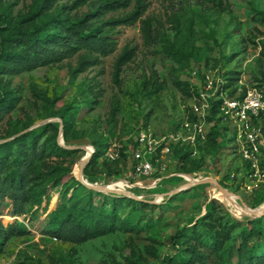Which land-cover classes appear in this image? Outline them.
Returning <instances> with one entry per match:
<instances>
[{"label": "rangeland", "instance_id": "1", "mask_svg": "<svg viewBox=\"0 0 264 264\" xmlns=\"http://www.w3.org/2000/svg\"><path fill=\"white\" fill-rule=\"evenodd\" d=\"M34 1L1 0L0 9L5 7L6 16H21L29 13ZM137 2L129 0L125 7L101 16L126 17ZM140 2L143 7L134 23L108 25L111 50L91 52L96 60L85 70L71 73L79 55L86 53L80 49L57 63L0 72V91L10 90L17 98L15 108L2 115L0 140L27 129L40 131L49 122L58 132L61 129L63 138L65 122L63 143L78 147L68 149L75 151L72 155L52 157L21 213H14L9 199L0 204V264H237L244 238L249 245L257 240V235L246 234L250 221L259 218L257 226L264 233V212L252 214L246 209L264 203V178L252 171L238 151L235 132L215 118V110L203 126L204 138L194 146L180 142L170 146L161 159L163 170L135 175L131 155L141 131L155 137L189 133L185 123L193 121L189 120L192 106L205 75L219 86L227 85L224 91L229 96L250 86L264 94V16L260 14L264 0ZM60 3L31 23L57 14ZM90 9L85 4L70 13L80 15ZM123 49H131V56L115 78L113 65ZM48 134L45 131L41 139ZM113 144L119 150L117 159L105 165L100 157L89 175L83 172L89 184L106 185L111 191L82 184L77 171L87 156L85 148L94 153ZM187 151L191 154L180 159ZM260 169L264 172L263 164ZM195 179L203 181L169 195ZM216 183L244 208L243 213L227 208L225 193ZM68 185L72 188L65 193ZM86 189L98 192L93 194L95 200L125 196L119 193L125 190L154 200L155 206L122 204L116 229L103 235L84 240L54 235L49 213L67 204L71 195L85 198ZM215 231L223 234L221 249L216 256H206L201 241L209 242L210 232ZM192 247L201 253L200 259L191 255Z\"/></svg>", "mask_w": 264, "mask_h": 264}, {"label": "trees", "instance_id": "2", "mask_svg": "<svg viewBox=\"0 0 264 264\" xmlns=\"http://www.w3.org/2000/svg\"><path fill=\"white\" fill-rule=\"evenodd\" d=\"M59 1L61 3L57 14L41 19L38 24L31 23L40 17L37 15L48 11ZM128 2L129 0H35L29 13L21 16H6L5 7L1 8L0 22L5 26L0 25V72L8 73L15 68H33L57 63L80 49H86V53L79 55L78 63L71 73L74 75L85 70L96 60L91 56V52L99 51L105 54L111 50L112 44L107 34L108 25L132 24L141 14L143 4L138 0L133 11L126 17L105 19L101 16L105 12L125 7ZM85 4L91 5L92 9L80 15L76 12L70 13ZM260 14L264 16V13ZM96 20L100 23L96 24L94 22ZM130 56L131 49H123L116 57L113 65L115 78ZM234 91L232 89L230 94ZM16 102L17 98L13 97L10 90L0 91V120L5 112L15 108ZM194 119L193 114L189 120ZM63 123V139L66 141L67 124ZM48 130L49 134L41 139V135ZM57 133L58 129L49 122L40 131L33 129L21 131L18 135L0 142V204L5 198L9 199L15 214L21 213L22 204L29 201L36 192L48 172L47 165L52 157L55 155L64 158L75 153L74 150L58 145ZM105 151L106 148L103 151L97 150L91 155L83 170L84 174L89 175V169L97 164L100 157L106 161L103 162L105 165L111 162L104 159ZM189 154L191 152H183L179 158L185 160ZM71 180L74 184H78L74 179L71 178ZM70 188L72 185L66 186L65 193ZM85 191V198H76L71 195L66 199L67 204L49 213L48 222L54 235L83 240L103 235L116 229L117 211L122 204H140L151 208L155 206L147 201L119 195L105 196L103 200H95L93 194L97 195L98 192L91 189ZM258 223H260L259 218L250 221L251 227L246 234L257 235V240L249 245L246 237L244 238V244L238 248L240 256L237 264H264V233L257 226ZM262 223L264 226V222ZM222 235L221 232H210V241L207 242L205 239L201 241L202 246L207 248L206 256L218 255ZM191 251L193 257L198 259L202 257L200 252L194 250V247ZM186 260L187 258L184 259ZM56 264L63 263L56 261Z\"/></svg>", "mask_w": 264, "mask_h": 264}, {"label": "built area", "instance_id": "3", "mask_svg": "<svg viewBox=\"0 0 264 264\" xmlns=\"http://www.w3.org/2000/svg\"><path fill=\"white\" fill-rule=\"evenodd\" d=\"M216 83L210 75H205L204 86L197 92V103L192 106L195 119L185 123L190 130L188 134L170 133L155 137L141 131L136 135L131 154L135 175L150 176L156 169L163 170L161 159L169 154L173 144L180 142L194 146L198 138H204L203 126L211 110H215V118L235 132L238 151L250 163L252 171L264 178L260 169L261 164L264 165L263 92L256 86H250L243 94L229 96L223 84L219 86ZM118 156L117 145L113 144L103 157L113 161Z\"/></svg>", "mask_w": 264, "mask_h": 264}, {"label": "water", "instance_id": "4", "mask_svg": "<svg viewBox=\"0 0 264 264\" xmlns=\"http://www.w3.org/2000/svg\"><path fill=\"white\" fill-rule=\"evenodd\" d=\"M41 123H42V122H39L38 125L41 124ZM27 130H28V129H27ZM23 131H26V130H23ZM20 133H21V132H20ZM18 134H19V133H18ZM18 134H15L14 136H16V135H18ZM14 136L9 137L8 139H10V138H12V137H14ZM8 139H5V140H8ZM5 140H0V142L5 141ZM57 143H58V145H60L61 147L65 148V149H75V148H78L77 146H73V145H65V144L63 143V138H62L61 129H60L59 132H58ZM85 149H86V152H87L88 155L86 156V158H84L83 163L81 164V166H80L79 169H78V173H77L78 180H79L82 184H84L85 186H87V187H89V188H93V189H96V190H103L102 186H99V185H91V184H89L88 182H86V180L84 179V176H83V169H84L85 165L89 162V160H90V158H91V155H92V153H93V151H92L91 149H89V148H85ZM201 181H203V180H201ZM201 181L193 180L192 182H190V183H189L187 186H185L184 188L175 189V190L169 192V195L172 196L174 193H177V192H179V191H181V190L187 189L188 187L194 185V184L197 183V182H201ZM216 186L219 188V190H220L222 193L227 194L226 191H225L222 187H220V185H218L217 183H216ZM109 191H111V190H109ZM119 193H121L122 195H125V196L133 197V198H135V199H140V200L147 201V202H150V203H153V202H154V200H144V199H141V198L134 197L129 191H125V190L123 191V190H122V191H119ZM246 209H247L250 213H252V214H261V213L264 212V206H258V207H254V208L247 207Z\"/></svg>", "mask_w": 264, "mask_h": 264}, {"label": "bare ground", "instance_id": "5", "mask_svg": "<svg viewBox=\"0 0 264 264\" xmlns=\"http://www.w3.org/2000/svg\"><path fill=\"white\" fill-rule=\"evenodd\" d=\"M87 153V152H86ZM88 155V154H87ZM83 163V162H82ZM81 163V164H82ZM80 164V166H81ZM78 173V171H77ZM207 177V176H206ZM199 178H205L204 176H199ZM196 180V179H195ZM87 182V181H86ZM100 183V182H99ZM93 184V183H92ZM111 185H119V184H111ZM102 186L103 190H110V187L106 185H99ZM161 198V197H160ZM223 200L225 201L227 208L230 209V211L235 212V213H243L244 208L237 203V201L234 199V197L230 196L229 194H224L223 195ZM244 206V205H243ZM264 206V203L261 205Z\"/></svg>", "mask_w": 264, "mask_h": 264}]
</instances>
